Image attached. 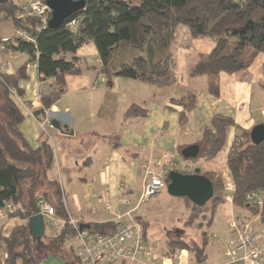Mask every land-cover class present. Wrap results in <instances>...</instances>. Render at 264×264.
Here are the masks:
<instances>
[{"label": "trees", "instance_id": "trees-1", "mask_svg": "<svg viewBox=\"0 0 264 264\" xmlns=\"http://www.w3.org/2000/svg\"><path fill=\"white\" fill-rule=\"evenodd\" d=\"M18 1L7 0L0 4V15L12 27L30 29L38 20L29 18L24 22L17 21L15 17L22 9V3ZM72 1H84L85 8L67 18L63 25L46 28L39 33L30 29L33 44L19 39L4 45L6 49L35 59L39 78L52 80L50 89L39 94L41 108L34 112L37 118L50 111L52 105L63 96L66 77L79 74V59L75 54L88 44L94 45L101 63V73L105 76L165 87L175 82L176 65L172 47L178 28L185 27L190 38L208 39L214 44L209 54L198 55L189 75L206 76L208 92L215 96L218 95L221 69L215 68L213 62L226 63L224 70L234 73L246 70L256 56L264 54V0ZM73 20L77 23L71 28L68 24ZM120 47L141 54L115 69V49ZM25 67L26 64L21 65L14 75L0 72V210L9 205L10 211L5 210L7 219L17 218L23 222L6 235L0 230V250L4 252L0 264H42L50 257L61 258L65 264H82L65 243L66 236L71 235L72 231L67 224L68 211L63 203L61 184L49 177L55 162L49 137L42 134L37 146L33 147L20 131L23 115L10 98L11 90L17 89V82L26 78ZM172 104L182 108L178 123L183 125L187 120L186 112L195 107V96L187 93L172 100ZM144 115V110L132 105L124 117ZM233 125L229 117L214 116L196 144L199 147L197 158L189 161L214 158L227 145L228 130ZM226 164L234 188V209L242 218H257L256 223L263 230L264 199L259 207L251 204L247 197L251 193L264 191V141L255 145L250 140V131L240 130L229 146ZM202 175L210 180L213 187V196L205 204L211 205L209 226L215 209L224 202V182L213 173ZM39 200L51 205L56 216L66 222L55 237L44 234L38 239L29 234L27 222L36 215ZM183 200L190 206L187 226L199 218L200 211L206 206L194 205L186 198ZM114 227L115 224L109 222L91 224L88 229L92 234H106ZM198 227L204 226L200 223ZM142 232L145 234L144 228ZM168 244L171 247L169 252L186 250L196 264L206 260L208 237L205 232L189 239L179 237Z\"/></svg>", "mask_w": 264, "mask_h": 264}, {"label": "crops", "instance_id": "crops-1", "mask_svg": "<svg viewBox=\"0 0 264 264\" xmlns=\"http://www.w3.org/2000/svg\"><path fill=\"white\" fill-rule=\"evenodd\" d=\"M3 22L0 39L11 32V25H7L9 23L4 19ZM182 33L184 43L175 41L172 47L176 65L175 82L165 87L109 78L101 73V63L94 45L81 47L75 54L79 59L80 72L66 77L65 92L49 111L50 121L56 119L62 128L66 127L62 131L67 135L51 126H46V132H43L40 117L34 115L41 108L39 94L50 89L52 80L39 78L35 59L0 47V65L8 66L6 74L14 75L21 65L26 64V78L17 82V89L20 90L17 106L23 115L19 128L33 147L37 146L42 134L48 135L55 160L49 177L60 182L66 198V209L74 220L88 225L114 223L116 216L132 211L133 216L145 223L148 218L146 212L140 217L137 215L141 208L138 204L146 178V164H151L149 170L159 175L171 171L190 174L198 168L201 175L213 173L221 177L222 162L224 170H228L227 148L212 159L199 158L194 162L183 159L180 151L196 145L203 129L216 115L229 117L235 123V128H231L227 135L228 146L240 130H251L264 123V54L256 56L246 70L234 73L216 66L219 61L213 62L215 68L221 69L218 95L215 96L208 92L206 76L189 75L198 55L209 54L214 44L207 39L189 40L187 30ZM140 54L133 49L116 48L113 67L118 69ZM187 93L195 96V107L186 112V123L179 125L182 108L173 105L172 100ZM132 105L144 110L145 115L124 117ZM163 154L173 159V164L166 170L152 165ZM191 167L192 172L189 170ZM65 187H68L67 192ZM224 195V202L215 209L209 226L206 224L204 230L201 228V232L208 237L206 260L201 264H240L229 263L224 256L225 243L232 233L229 223L232 219L240 218L232 202ZM178 199H182L183 206L189 212L190 206L183 198ZM124 200L129 204H124ZM217 216L226 220L224 227L220 228ZM22 223L16 218L7 219L5 215L0 219V229L3 228V232L8 234L14 226ZM155 224L152 222L149 228H145L146 238L154 252L160 257L175 255L177 251L169 252L170 240L167 237L164 240L162 226L157 228ZM212 226L216 227L215 230L208 233L206 229ZM184 251L183 264H196L190 253ZM42 264L65 262L61 258L50 257Z\"/></svg>", "mask_w": 264, "mask_h": 264}, {"label": "built area", "instance_id": "built-area-1", "mask_svg": "<svg viewBox=\"0 0 264 264\" xmlns=\"http://www.w3.org/2000/svg\"><path fill=\"white\" fill-rule=\"evenodd\" d=\"M22 3V9L17 13L16 19L24 22L29 18L37 19V23L31 27L34 32H42L48 28L51 18V10L42 0H19ZM77 21L73 20L68 25L72 28ZM29 28L15 26L10 36L1 39L2 43H10L15 40H24L31 44L34 43L33 34ZM5 45V44H4ZM3 46V45H2ZM4 66H1L3 69ZM50 125V117L44 116L40 121V127L45 128ZM173 164V159L168 154L152 163L155 168L166 170ZM151 164H146V178L143 183V191L139 202H143L156 195L166 188V175H159L151 170ZM192 172L193 168H189ZM228 191L233 192V183L227 182ZM228 198V197H227ZM250 203L261 206L264 199V191L253 193L249 196ZM230 201L229 199H227ZM128 203L127 200L123 201ZM64 205L65 200H64ZM106 207L110 209L109 205ZM11 207L7 205L5 209L0 210V217H3L6 211ZM37 213L41 215L45 225V234L48 237L57 236L65 225V221L56 216L54 208L44 200L36 203ZM240 222V221H238ZM232 221L230 224L232 236L229 237L224 246V256L229 263L240 264H262L264 261V233L263 230H256L254 225L246 223L242 229L238 230L240 223ZM67 224L71 229V235L66 236L65 243L73 251V254L82 264H183V258L186 253L184 250L180 254H175L171 258L160 257L146 244L142 238V231L139 223L133 218L132 211L124 215L116 216L114 220L115 228L112 232L90 233L87 228L80 229V224L68 215Z\"/></svg>", "mask_w": 264, "mask_h": 264}, {"label": "rangeland", "instance_id": "rangeland-1", "mask_svg": "<svg viewBox=\"0 0 264 264\" xmlns=\"http://www.w3.org/2000/svg\"><path fill=\"white\" fill-rule=\"evenodd\" d=\"M18 1V0H16ZM20 2V1H18ZM44 2V1H43ZM46 2V0H45ZM3 19L5 20V18L3 17V15H0V30L3 29L4 27V22H3ZM16 19V17H15ZM51 19V18H50ZM17 20V19H16ZM6 21V20H5ZM18 21V20H17ZM7 23H9L7 21ZM7 25H11L10 23L7 24ZM15 26L12 27L11 25V32L13 30ZM20 27V26H19ZM186 28L185 27H179L178 28V33H177V38H176V41H182L184 43V39H182L183 37V33L181 34V32H184L186 31L185 30ZM11 32L8 34L9 36L11 35ZM186 35V34H185ZM189 35V34H188ZM187 35V36H188ZM4 37H2L1 39H3ZM189 40H190V37L188 36L187 37ZM0 39V41H1ZM208 40V39H207ZM16 41V40H15ZM14 41L10 42V43H13ZM4 44H7V43H4ZM4 44L2 43L1 41V45L0 47L1 48H4ZM9 44V43H8ZM3 45V46H2ZM1 66H4L3 69H1ZM216 66L220 67L221 69H225L227 68V65L226 63H217ZM8 70V66L7 65H0V72L2 73H6ZM20 93V90L19 89H12L11 92H10V98L12 99V101L14 102V104L16 105V107L19 109V107L17 106V104L19 103L18 102V95ZM19 105V104H18ZM20 110V109H19ZM21 112V111H20ZM48 115L49 117L51 116V114L49 113V111H45L43 113V115H40L39 117V120L41 121V119H43L44 116ZM37 118V117H36ZM234 122V121H233ZM50 126V125H49ZM231 128H235V123L233 126L230 127V129L228 130V134H229V131L231 130ZM43 132H46L45 128L43 127L42 128ZM252 130V129H251ZM249 130V131H251ZM239 134V133H238ZM237 134V135H238ZM235 135V137L237 136ZM234 137V138H235ZM234 140V139H233ZM227 141H228V138H227ZM226 141V143H227ZM231 144V143H230ZM230 146V145H229ZM229 146L228 145H225L221 150H220V153L222 151H225L226 148L227 150L229 151ZM227 151V153H228ZM227 158V156H226ZM227 165V164H226ZM228 169V168H227ZM53 175V173H52ZM220 175L221 177L223 178V182H224V192L226 193L224 196H226L227 199L230 200V202H232V193H230L228 191V185H227V182L229 181V175H230V172L227 170L225 171L224 170V163L222 162V169L220 170ZM230 179H231V176H230ZM227 180V181H226ZM232 181V179H231ZM144 186V185H143ZM143 186H142V191H143ZM67 189L68 187H65V190L67 192ZM141 191V193H142ZM253 194V193H251ZM250 194V195H251ZM249 195V196H250ZM141 196V195H140ZM249 196L247 197L248 201L250 202L251 200L249 199ZM65 196H64V200H65ZM140 199V197H139ZM182 199H178V198H175V197H172L168 194L167 192V189H163L161 190L159 193H157L156 195L150 197L149 199L143 201V202H139L138 206L141 205V208H139V213L137 216H141L140 214L144 213V211L146 212V214L148 215V218L147 221L144 223V222H141L139 221L138 218L135 217V215L133 216V218L139 223L140 225V228H141V231L142 229L144 228H149L150 224L152 222H155L157 223V225L155 224L154 226H157V228H159L158 226H162V230L164 232V240L165 238L167 237V240L170 242L171 241H174L176 240L177 238L179 239V237H183L185 239H189V238H192V237H198L199 233L202 231V229L204 230L205 227H203L202 229L198 227V224H202L203 226H205L207 223H208V219L210 217V213H211V205L208 204V206H206V208L204 207L200 212L201 214H199V218H197L196 220H193L192 222L190 223H193V224H190V225H187L185 226L186 224V220L189 216V212L185 209V207L183 206L182 204ZM187 203V202H186ZM191 203V202H190ZM127 205L129 204V201L128 203H126ZM197 211L194 212V214L196 215ZM259 214V213H258ZM68 215L70 216V214L68 213ZM124 215V214H123ZM241 215H244L246 216L245 213H241ZM5 216V214H4ZM3 217H0V219L4 218ZM260 216V215H258ZM71 217V216H70ZM72 218V217H71ZM217 222L219 221L220 222V228L224 227V224L226 222V220L223 218V217H219L217 216ZM17 219V218H16ZM73 219V218H72ZM256 220L257 218H252V219H247V218H242L240 216V218H237V219H232L229 223V229L231 231V227H230V224L232 221H235L236 224L238 221V223H240L241 225L238 227V230L242 229V226L245 225L246 223H250L251 225H254V227L256 228V230H262L256 223ZM78 222V221H77ZM80 225H87L89 226L88 224H84V223H80L78 222ZM15 224H17V221H15ZM148 226V227H147ZM153 226V227H154ZM115 228V227H114ZM215 226H212L210 227L209 229H206V231L208 233L212 232L215 230ZM2 232H3V228L0 229ZM89 230V229H87ZM114 230V229H113ZM112 230V231H113ZM159 230V229H158ZM111 231V232H112ZM232 232V231H231ZM109 233V232H108ZM263 233H264V229H263ZM44 234H45V231H44ZM95 234V233H94ZM145 234H146V229H145ZM143 232H142V238L143 240L146 242V244L152 249V251L154 252V249L150 243V241L146 238L147 234L145 235ZM233 232L231 233V236H232ZM3 235H6L5 233H3ZM264 235V234H263ZM264 242V241H263ZM171 249V247H170ZM181 251L183 250H179L177 251L176 254H180ZM155 253V252H154ZM156 254V253H155ZM158 255V254H156ZM159 256V255H158ZM174 255H169V256H166V258H171L173 257ZM4 257V252L3 250H0V259H3ZM174 259V257H173ZM264 263V261L262 262V264Z\"/></svg>", "mask_w": 264, "mask_h": 264}, {"label": "water", "instance_id": "water-1", "mask_svg": "<svg viewBox=\"0 0 264 264\" xmlns=\"http://www.w3.org/2000/svg\"><path fill=\"white\" fill-rule=\"evenodd\" d=\"M7 0H0V4ZM46 5L51 10V19L48 23L49 29H54L64 24L65 20L74 13L85 8L84 1L72 0H46ZM50 126L60 132H63L66 127H61L56 119L50 121ZM72 135V133H71ZM250 140L253 144L258 145L264 141V123L258 124L250 131ZM199 154V147L192 145L184 148L181 151V156L185 160L196 159ZM168 184L167 192L175 198H186L191 203L197 206H204L213 196L212 183L208 178L200 174L198 168L194 169L190 174H182L176 171H171L167 175ZM27 228L30 236L41 239L44 236L45 225L41 215L31 217L27 222ZM87 228V225H81L80 229Z\"/></svg>", "mask_w": 264, "mask_h": 264}]
</instances>
